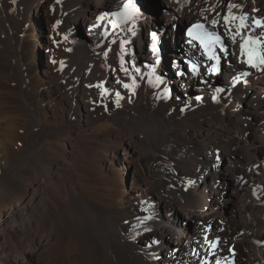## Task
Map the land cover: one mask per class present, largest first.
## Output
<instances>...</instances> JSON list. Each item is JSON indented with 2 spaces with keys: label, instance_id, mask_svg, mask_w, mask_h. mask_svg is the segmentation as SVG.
Returning a JSON list of instances; mask_svg holds the SVG:
<instances>
[{
  "label": "bare ground",
  "instance_id": "1",
  "mask_svg": "<svg viewBox=\"0 0 264 264\" xmlns=\"http://www.w3.org/2000/svg\"><path fill=\"white\" fill-rule=\"evenodd\" d=\"M124 1L0 0V58L15 65L29 23L43 11L45 70L35 93L46 85L49 100L59 99L64 113L95 130L78 162L42 159L36 142L53 123L30 104L14 149L0 147V264H212L223 254L220 241L236 246L238 264H264V66L251 69L239 52L241 36L263 34L264 27L246 29L233 43L222 19L237 5L234 15L264 21V0H168L164 7L155 0L159 22L138 11L134 27L118 24L119 17L99 19ZM198 21L222 32L224 66L217 75L185 67L175 79L172 67L168 77L182 97L170 101L143 62L153 60L145 45L156 29L174 57L203 62L182 36L167 35ZM74 28L85 34L70 43L65 37ZM55 33L62 38L56 52ZM29 47L32 53L34 43ZM133 80V90L123 86ZM249 114L256 124L245 123ZM27 165L35 176L18 189L11 175ZM156 209L164 214L154 216ZM209 226L210 241L201 232ZM230 228L233 236L223 237Z\"/></svg>",
  "mask_w": 264,
  "mask_h": 264
},
{
  "label": "rangeland",
  "instance_id": "2",
  "mask_svg": "<svg viewBox=\"0 0 264 264\" xmlns=\"http://www.w3.org/2000/svg\"><path fill=\"white\" fill-rule=\"evenodd\" d=\"M154 1L155 0H138L137 2L142 5L137 8L138 9V14L136 13L137 16L139 17L140 15L143 14L146 17V20L152 18L155 21L159 22L158 18L160 17V15L158 10L154 9L156 7ZM160 1L163 2L157 4L158 5L162 4L161 6L163 7L165 6L166 3H167L166 6L170 4V1L168 0L167 1L160 0ZM182 29L183 26L177 28L170 27L169 31L167 32V35L170 37H174V39H178L182 36L181 35ZM153 32H155L157 36L160 38L163 47L161 56L158 57L160 62L159 64L154 65V61L156 57H153L152 61H148V62L143 61V62L147 64V66L150 68L152 73H155V75H157L159 79L161 78L162 81L161 85H164L165 90H167L165 91L166 97L169 98L170 101L171 100L178 101L179 98L182 97L181 96L182 93L180 92L178 93L177 89L175 88V85L172 84L171 78L168 77V75L172 71V67H174L172 64V60L176 59V57H174L175 53L174 51H169V49L168 50L166 49L163 43L164 37L161 32H159L156 29L151 30V34ZM216 32L222 34V32L220 31H216ZM83 34H85L84 28H80V29L74 28L68 32L66 39L68 41L69 39L78 41L82 38ZM47 36H48V30L45 23V17L43 16V11H41V15L39 16V21L37 22V24L34 25L32 23H29L27 32L24 35L21 46L18 50V58L17 61L15 62V65L11 63L12 61L9 62L6 58L5 60L3 58H0V111H1L0 119L2 118L0 120V132L2 133L0 135V147L3 146L5 143V145L8 146L10 150L14 149V145L11 143L13 134L17 131L19 126L22 127L23 125H25L24 123L27 122L29 116L28 113H30V104H32L35 107L36 114H38V117L40 119L46 118L49 121V123H53L49 125V127H47V129L44 132H42L38 137L39 139L36 142L37 144L34 149L35 155L38 156L40 155L39 157L42 159L43 158L48 159L53 157L65 163H68L70 160H75L78 162L82 156V152L84 151L85 145L91 142L89 137L90 134L93 133L92 131H94L95 133V130H92L90 127H83L82 124H78L76 120L72 118V115H67L66 113H64L59 99L55 98L54 100L52 98V100H49L48 94L42 91L44 88H46V85L41 84L40 85L41 92L39 91V93H35V91L38 89L37 88L39 84L38 81L44 80V78L42 77V72L45 70L44 56L46 55ZM28 39L32 40L31 42L34 43L35 45V48L33 49V51H31L32 53H30L29 51L30 50L29 45L31 44V42H28ZM60 41H62V38L60 37L59 34L55 33L54 41L52 43L53 50L55 52L58 50L60 46L61 43ZM69 42L71 43V41ZM164 49H166V51ZM136 55L139 56L138 53ZM139 59L142 62L140 56ZM179 59L181 60V63L178 65L177 68L175 67L174 68L177 71L178 70L182 71L186 67L183 62L188 58L181 56L179 57ZM153 69L155 70L154 72ZM19 72L21 73V76L18 75ZM171 75H172V79H175V77L177 78L181 77L177 75L174 70L172 71ZM213 83L214 82L212 81L210 82V84ZM62 113L64 114L62 115ZM243 119L247 121L245 122L247 125L256 124L254 114H249L246 118ZM9 127L11 130L8 129L7 131V128ZM259 136H260L259 138L264 139L263 138L264 136L262 135ZM68 153H70L71 155ZM177 160L188 161L189 159L178 157ZM136 166H138L139 168L142 167V165H139V163H136ZM64 167L65 169L67 168L66 170H68L67 166H63L62 168ZM47 168L48 167L46 165L41 166V169L45 173H47L46 171ZM248 172L244 174L246 177L249 176ZM33 176H35V169L30 165L23 167L21 172L18 173L15 172L13 173V175H11L12 179L15 180V184H18L16 185L17 188L18 186L20 187L18 189H21L23 186H25V184L27 185L30 182V179L32 180V178H34ZM220 182L224 183L223 180H220ZM128 186L129 185L127 184L126 187L128 188ZM123 189L124 186L123 187L121 186V192H123ZM248 194L252 197V192H248ZM163 214H164L163 211L160 209H156V211L154 212V216L156 217H160ZM189 230L190 227H187L184 231L188 232ZM220 231L224 232V229H221ZM201 232H203V234L208 237L207 239H209V241L211 240V238H213L210 226L207 227L205 231H201ZM226 234L232 237L234 231L232 230V228L228 229L225 232V235H223V237L226 236ZM223 237H221V240ZM220 244H221L220 251L221 253L224 254V255L223 254L219 255L222 264L223 262H225L226 264L225 258H227L226 256H228L227 249L230 246L231 247L233 246L234 250L236 251L235 264H238L241 260V257L238 256L237 250L235 248L236 246L230 245L229 243L224 244L221 241ZM222 249L225 250L226 252L225 251L223 252ZM221 258H223L224 260Z\"/></svg>",
  "mask_w": 264,
  "mask_h": 264
},
{
  "label": "snow or ice",
  "instance_id": "3",
  "mask_svg": "<svg viewBox=\"0 0 264 264\" xmlns=\"http://www.w3.org/2000/svg\"><path fill=\"white\" fill-rule=\"evenodd\" d=\"M238 7L237 5H231L229 7V11L226 15L223 16V23L227 28L226 34H230L231 40L233 43L236 42L237 36H241L242 32L246 29L251 28L253 25L257 28L264 27V21L259 19H253L252 23L249 24V17L244 16H236L232 12V8ZM138 9L136 5L133 3V0H126L123 4V7L120 11L105 13L103 16L99 17L100 20L104 19V16H113L119 17L122 23H131L134 27L135 25V18ZM59 23V22H57ZM218 21L213 19L211 20V25L215 28L218 25ZM114 27L117 26L116 24L113 25ZM234 29V31H233ZM128 31H132V28H129ZM134 34V33H133ZM188 36L190 37V43L192 41H197L202 49H204L205 54L208 56L209 60H216L219 61V57L215 55V46L219 45L220 51L225 52L227 49L225 48L221 37L217 35L215 32H210L206 29L205 24L203 23H196L192 25V27L188 30ZM66 38V37H65ZM152 52L154 55L158 53V48L156 47L157 41V34L155 32L152 33ZM124 51V43H121V52ZM239 52L240 56L246 57V63L249 67L252 68H260L264 66V36L261 34H257L255 36L252 35H243L241 36V42L239 44ZM107 55V53H105ZM125 61L123 56L121 57V68L123 71L127 72L128 69L124 67ZM192 71H196L195 65H192ZM215 65L213 66V71H215ZM135 71L139 73L140 69L136 68ZM155 70L153 69V72ZM242 75H248V73H242ZM149 83H153L152 80ZM162 81H160L159 77H156L154 86H158ZM125 88L129 89L130 91L135 87V80H133L132 84H124ZM167 91V90H165ZM217 91H223V89H217ZM117 97L119 99V93H117ZM215 99V97H214ZM191 183V181H189ZM150 218V217H149ZM153 243H157L153 241ZM213 248L216 247L215 244L212 245ZM219 264V262H217Z\"/></svg>",
  "mask_w": 264,
  "mask_h": 264
}]
</instances>
